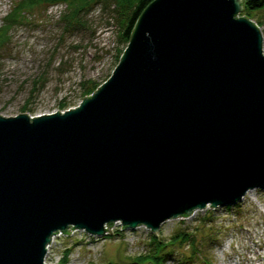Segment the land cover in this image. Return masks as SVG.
<instances>
[{
    "label": "water",
    "instance_id": "water-1",
    "mask_svg": "<svg viewBox=\"0 0 264 264\" xmlns=\"http://www.w3.org/2000/svg\"><path fill=\"white\" fill-rule=\"evenodd\" d=\"M244 0H152L111 74L65 110L0 113V264L264 187V46ZM115 233V232H114Z\"/></svg>",
    "mask_w": 264,
    "mask_h": 264
},
{
    "label": "rangeland",
    "instance_id": "rangeland-1",
    "mask_svg": "<svg viewBox=\"0 0 264 264\" xmlns=\"http://www.w3.org/2000/svg\"><path fill=\"white\" fill-rule=\"evenodd\" d=\"M70 7H78L77 0H0V25L10 13L14 19V12L20 10L22 16L19 22L11 21L9 41L0 43V113L36 115L76 106L83 98V87L100 85L119 62L124 44L119 42V22L112 7L102 9L97 4L80 22L67 23L63 14ZM252 15L262 30L264 46V8ZM227 206L208 205L186 216L168 218L158 235L165 239L180 231L192 235L201 256L191 264H264V211H260L264 187L248 188ZM111 231L103 236L79 228L69 234L57 233L45 261L99 264L117 260L126 264L148 250L154 233L144 224L121 228L119 221ZM229 243L231 254L224 251ZM190 248L188 243H177L175 258L167 264H178Z\"/></svg>",
    "mask_w": 264,
    "mask_h": 264
},
{
    "label": "trees",
    "instance_id": "trees-1",
    "mask_svg": "<svg viewBox=\"0 0 264 264\" xmlns=\"http://www.w3.org/2000/svg\"><path fill=\"white\" fill-rule=\"evenodd\" d=\"M50 1V0H48ZM75 1V0H73ZM152 0H77L78 7H70V10L63 14V19L67 23H74L76 21H81V17L86 15L95 5L100 4L101 8L112 7L114 16L117 17L119 22L118 35L119 42L124 44L120 49V57L126 47L128 41L131 38L132 32L136 25L137 19L139 18L142 10L147 6ZM73 3V2H72ZM75 4V3H74ZM94 5V6H93ZM244 7L240 14H245L249 17H252V12L264 8V0H244ZM111 9V8H110ZM20 10L14 12L15 18L12 19V14L10 13L5 19L4 22L0 25V43L8 42L10 35V23L11 21L19 22ZM119 57V59H120ZM98 83L92 84V86L85 85L83 87V97L87 94H90L98 87ZM62 107H67L62 104ZM231 204H228L227 207H230ZM182 245L188 243L190 245V250L187 254L182 253L181 257L178 258V264H191L195 258L201 256V249L196 244V239L192 237L186 231H180L176 234H173L169 239L160 237L156 233H152L148 250L135 255L132 261H129L126 264H167L169 259H174V251L176 244ZM207 262V257H205ZM210 263V262H209ZM99 264H124L121 261L109 260Z\"/></svg>",
    "mask_w": 264,
    "mask_h": 264
},
{
    "label": "clouds",
    "instance_id": "clouds-1",
    "mask_svg": "<svg viewBox=\"0 0 264 264\" xmlns=\"http://www.w3.org/2000/svg\"><path fill=\"white\" fill-rule=\"evenodd\" d=\"M260 211H264V206L260 207ZM224 251L228 252L229 254H231V244L229 243L228 245H226ZM249 259H255V257L250 256Z\"/></svg>",
    "mask_w": 264,
    "mask_h": 264
},
{
    "label": "built area",
    "instance_id": "built-area-1",
    "mask_svg": "<svg viewBox=\"0 0 264 264\" xmlns=\"http://www.w3.org/2000/svg\"><path fill=\"white\" fill-rule=\"evenodd\" d=\"M73 229H76V228H73ZM58 233H61V231H60V232H58ZM56 234H57V233H56ZM54 235H55V234H54ZM54 235H53V236H54Z\"/></svg>",
    "mask_w": 264,
    "mask_h": 264
},
{
    "label": "bare ground",
    "instance_id": "bare-ground-1",
    "mask_svg": "<svg viewBox=\"0 0 264 264\" xmlns=\"http://www.w3.org/2000/svg\"><path fill=\"white\" fill-rule=\"evenodd\" d=\"M73 107V106H72Z\"/></svg>",
    "mask_w": 264,
    "mask_h": 264
}]
</instances>
